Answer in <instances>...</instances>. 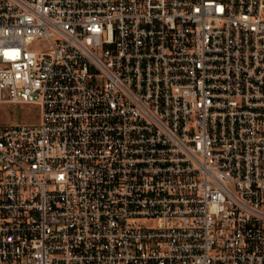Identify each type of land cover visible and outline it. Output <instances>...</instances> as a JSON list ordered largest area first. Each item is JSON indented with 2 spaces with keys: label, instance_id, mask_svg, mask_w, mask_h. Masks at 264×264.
<instances>
[{
  "label": "built area",
  "instance_id": "2783aa9c",
  "mask_svg": "<svg viewBox=\"0 0 264 264\" xmlns=\"http://www.w3.org/2000/svg\"><path fill=\"white\" fill-rule=\"evenodd\" d=\"M0 103V264H264V0H0Z\"/></svg>",
  "mask_w": 264,
  "mask_h": 264
},
{
  "label": "rangeland",
  "instance_id": "374dc122",
  "mask_svg": "<svg viewBox=\"0 0 264 264\" xmlns=\"http://www.w3.org/2000/svg\"><path fill=\"white\" fill-rule=\"evenodd\" d=\"M41 46V43H35L33 49L40 50ZM40 114V108L35 105L0 103V125L37 124Z\"/></svg>",
  "mask_w": 264,
  "mask_h": 264
}]
</instances>
